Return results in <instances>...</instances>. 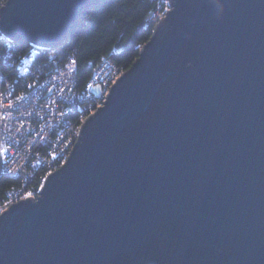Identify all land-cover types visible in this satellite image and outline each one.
Returning a JSON list of instances; mask_svg holds the SVG:
<instances>
[{
    "label": "water",
    "instance_id": "95a60500",
    "mask_svg": "<svg viewBox=\"0 0 264 264\" xmlns=\"http://www.w3.org/2000/svg\"><path fill=\"white\" fill-rule=\"evenodd\" d=\"M100 1L7 0L0 28L37 55ZM167 1L65 162L0 213V264H264V0Z\"/></svg>",
    "mask_w": 264,
    "mask_h": 264
},
{
    "label": "built area",
    "instance_id": "2783aa9c",
    "mask_svg": "<svg viewBox=\"0 0 264 264\" xmlns=\"http://www.w3.org/2000/svg\"><path fill=\"white\" fill-rule=\"evenodd\" d=\"M165 13L154 11L151 20ZM27 44L14 42L0 28V179L18 180L0 195V213L12 202L38 194L48 174L67 159L86 117L103 104L124 70L102 57L81 87L75 57L61 45L35 55L36 47L30 44L27 51Z\"/></svg>",
    "mask_w": 264,
    "mask_h": 264
},
{
    "label": "trees",
    "instance_id": "16d2710c",
    "mask_svg": "<svg viewBox=\"0 0 264 264\" xmlns=\"http://www.w3.org/2000/svg\"><path fill=\"white\" fill-rule=\"evenodd\" d=\"M159 8L164 13L167 0H101L91 7L80 18L78 29L61 44L75 57L80 86H87L102 57L128 69L150 38L156 24L151 15ZM30 48V44L25 47L27 51ZM17 183L14 177H1L0 195ZM33 189L36 192L37 186Z\"/></svg>",
    "mask_w": 264,
    "mask_h": 264
},
{
    "label": "rangeland",
    "instance_id": "374dc122",
    "mask_svg": "<svg viewBox=\"0 0 264 264\" xmlns=\"http://www.w3.org/2000/svg\"><path fill=\"white\" fill-rule=\"evenodd\" d=\"M167 2H168V1H167ZM4 3H5V2H4ZM168 7H169V5H168ZM167 9H168V8H167ZM160 10H161L160 8H159V9H157V10H156V14L159 12V13H160V15H161V12H160ZM155 21H156V18H155ZM157 21H158V20H157ZM157 21H156V22H157ZM123 71H124V70H123ZM101 105H103V104H101ZM101 105H99L98 107H100ZM98 107H97V108H98ZM97 108H96V109H97ZM96 109H95V110H96ZM93 112H94V109L91 111V113H93ZM91 113H90V114H91Z\"/></svg>",
    "mask_w": 264,
    "mask_h": 264
},
{
    "label": "snow or ice",
    "instance_id": "6c2138e0",
    "mask_svg": "<svg viewBox=\"0 0 264 264\" xmlns=\"http://www.w3.org/2000/svg\"><path fill=\"white\" fill-rule=\"evenodd\" d=\"M5 3H7V0H5Z\"/></svg>",
    "mask_w": 264,
    "mask_h": 264
}]
</instances>
